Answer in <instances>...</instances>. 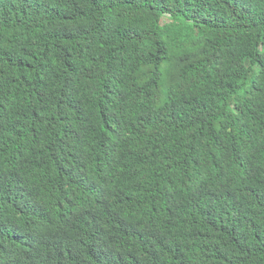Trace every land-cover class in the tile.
<instances>
[{
  "label": "trees",
  "instance_id": "16d2710c",
  "mask_svg": "<svg viewBox=\"0 0 264 264\" xmlns=\"http://www.w3.org/2000/svg\"><path fill=\"white\" fill-rule=\"evenodd\" d=\"M0 264H264V0H0Z\"/></svg>",
  "mask_w": 264,
  "mask_h": 264
}]
</instances>
